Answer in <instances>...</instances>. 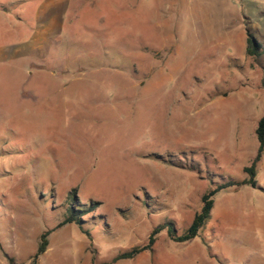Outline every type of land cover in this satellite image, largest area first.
Masks as SVG:
<instances>
[{"label": "rangeland", "instance_id": "374dc122", "mask_svg": "<svg viewBox=\"0 0 264 264\" xmlns=\"http://www.w3.org/2000/svg\"><path fill=\"white\" fill-rule=\"evenodd\" d=\"M249 33L264 46V0H0V264H31L48 229L36 264H264V153L257 187L215 195L220 222L115 259L248 176ZM72 207L82 227H58Z\"/></svg>", "mask_w": 264, "mask_h": 264}, {"label": "trees", "instance_id": "16d2710c", "mask_svg": "<svg viewBox=\"0 0 264 264\" xmlns=\"http://www.w3.org/2000/svg\"><path fill=\"white\" fill-rule=\"evenodd\" d=\"M248 42H249L248 52L250 54L260 55L264 52L263 44L259 43L255 39L254 35L251 33H249ZM259 48H261L260 51H259ZM255 132L258 138V142H259L258 153L256 157L254 158V160L252 161V163L249 166H246L244 168L245 172L248 174V176L245 179L243 180L228 179V180H225L217 184L215 187L210 188L208 191H206L202 195V205L200 209L195 213L192 222L190 223V225L187 227V229L183 233L181 234L177 233V230L175 228V223L173 221H166L164 223L158 224L150 232L148 236V241L146 243L142 245L134 246L130 250L120 253L119 255L115 257V259L117 260L121 258H133L139 253H141L142 251L152 249L156 241L157 234H159L165 228H167L168 234L171 237V239L176 242H186L191 239H194L195 237L199 235L200 231L204 228V226L210 219L212 209L215 203V195L219 191H221L224 188L231 187V186L238 187L242 185H250L253 187H257L258 186V181L256 179L257 165H258V162L261 160L263 153H264V115L258 121ZM182 164L183 163L181 161L178 163L179 166H181ZM188 168H190L191 170L193 167H188ZM68 222H75L79 224L80 227H82V224L84 221L79 211H77L74 207L71 208L70 215L58 224V227H61L62 225ZM52 230L53 229L45 230L41 234L40 243H39L38 249L34 255V259L31 264H36L37 258L47 250L48 245H49V235L51 234ZM84 232L87 235H90V232L88 230L84 229Z\"/></svg>", "mask_w": 264, "mask_h": 264}, {"label": "crops", "instance_id": "0c3cea01", "mask_svg": "<svg viewBox=\"0 0 264 264\" xmlns=\"http://www.w3.org/2000/svg\"><path fill=\"white\" fill-rule=\"evenodd\" d=\"M215 203H216V200H215ZM215 203H214V207H213V209L215 208V210H214L213 214L211 213V217L214 218V220L212 221L214 224H216L217 222H220V220L223 217V211L225 210V205L222 202L219 203L217 206ZM213 209H212V211H213Z\"/></svg>", "mask_w": 264, "mask_h": 264}]
</instances>
